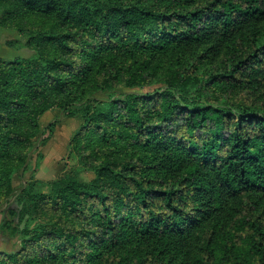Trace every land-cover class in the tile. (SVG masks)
<instances>
[{
    "label": "trees",
    "instance_id": "obj_1",
    "mask_svg": "<svg viewBox=\"0 0 264 264\" xmlns=\"http://www.w3.org/2000/svg\"><path fill=\"white\" fill-rule=\"evenodd\" d=\"M0 28L31 52L0 59V264H264V0H0ZM55 109L76 165L42 190Z\"/></svg>",
    "mask_w": 264,
    "mask_h": 264
},
{
    "label": "rangeland",
    "instance_id": "obj_2",
    "mask_svg": "<svg viewBox=\"0 0 264 264\" xmlns=\"http://www.w3.org/2000/svg\"><path fill=\"white\" fill-rule=\"evenodd\" d=\"M20 40L23 46L25 41L17 33L0 28V58L14 60L18 57L30 56L31 52L27 48L16 50L7 44L8 42L20 43ZM7 51L10 52L8 53ZM40 122L43 128H46L51 123H56L57 128L54 136L46 145L37 144L36 152L34 151L31 160L34 171L28 175V178L34 177L35 180L44 182V185H39L38 189L47 190L48 187L45 183L56 179L70 166L76 165L73 160L67 159V152L74 133L81 126V121L67 119L60 110L55 109L44 115ZM41 155L43 158H41ZM88 177L89 175L86 173L82 175L83 180ZM13 183L18 192L24 185L23 176L21 174L15 175Z\"/></svg>",
    "mask_w": 264,
    "mask_h": 264
},
{
    "label": "crops",
    "instance_id": "obj_3",
    "mask_svg": "<svg viewBox=\"0 0 264 264\" xmlns=\"http://www.w3.org/2000/svg\"><path fill=\"white\" fill-rule=\"evenodd\" d=\"M8 53L10 52V51H7ZM1 59V58H0Z\"/></svg>",
    "mask_w": 264,
    "mask_h": 264
}]
</instances>
